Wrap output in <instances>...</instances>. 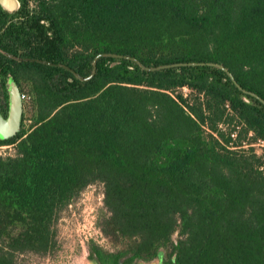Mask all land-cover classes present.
I'll return each mask as SVG.
<instances>
[{
  "label": "trees",
  "instance_id": "1",
  "mask_svg": "<svg viewBox=\"0 0 264 264\" xmlns=\"http://www.w3.org/2000/svg\"><path fill=\"white\" fill-rule=\"evenodd\" d=\"M21 3L0 7V111L11 76L30 122L0 139V264L54 256L92 184L132 258L171 243V264H264V104L214 66L139 64L220 63L264 99V0Z\"/></svg>",
  "mask_w": 264,
  "mask_h": 264
},
{
  "label": "rangeland",
  "instance_id": "2",
  "mask_svg": "<svg viewBox=\"0 0 264 264\" xmlns=\"http://www.w3.org/2000/svg\"><path fill=\"white\" fill-rule=\"evenodd\" d=\"M190 96L189 88L178 90ZM23 121V120H22ZM24 126L29 125V120L23 121ZM243 149V148H239ZM258 150V149H257ZM12 145L0 146V154L7 155L13 153ZM102 199V184H92L82 191L79 200L75 199L71 207H65L59 213L56 222L57 239L60 250L52 257H36L25 254L17 257L18 264H80L78 263L81 249L77 245L78 236L91 237L88 243H94L104 250L111 249V243L100 230V220L106 215ZM87 244L85 245V247ZM87 264H98L97 261Z\"/></svg>",
  "mask_w": 264,
  "mask_h": 264
},
{
  "label": "water",
  "instance_id": "3",
  "mask_svg": "<svg viewBox=\"0 0 264 264\" xmlns=\"http://www.w3.org/2000/svg\"><path fill=\"white\" fill-rule=\"evenodd\" d=\"M21 5H22L21 0H0L1 9L9 14H15L21 8ZM98 56H100V54L97 55L93 60V71L91 75L95 72L96 59ZM126 58H130V59L137 61V59L133 57H126ZM39 61L43 63L52 64L51 62H48L45 60H39ZM139 64L141 67L148 69V70H159L163 68L176 67V66H181V65L214 66V67H217L223 70L239 90H241L244 93L250 94L251 96L257 98L264 104V99H262L259 95H257L254 92L243 89L241 85L236 81L233 74L228 70V68H226L224 65L220 63L208 62V61L207 62H175V63L158 65L155 67H147V66H144L140 62ZM80 79H84V78L80 77ZM6 91L8 95L6 115H3L2 112L0 111V139L1 140L11 138L20 131L21 123H22V116H23L24 101L21 97V91L19 89L18 84L16 83L14 78L11 76H9L6 80Z\"/></svg>",
  "mask_w": 264,
  "mask_h": 264
},
{
  "label": "flooded vegetation",
  "instance_id": "4",
  "mask_svg": "<svg viewBox=\"0 0 264 264\" xmlns=\"http://www.w3.org/2000/svg\"><path fill=\"white\" fill-rule=\"evenodd\" d=\"M6 111L2 114L6 115ZM99 231H101V229ZM89 238L91 237L78 236L76 244L82 247L78 260L80 264H87L89 262L95 263V261H97L98 264H171L173 262L174 254L172 253L173 245H171V243L160 246L159 251L157 253L154 252L153 255L136 256L132 258L128 251L129 248L126 246L127 243H113L107 237L112 247L106 251L93 242L88 243L90 241ZM86 244L87 246L85 247ZM117 252H119L117 258L114 259L115 253Z\"/></svg>",
  "mask_w": 264,
  "mask_h": 264
},
{
  "label": "built area",
  "instance_id": "5",
  "mask_svg": "<svg viewBox=\"0 0 264 264\" xmlns=\"http://www.w3.org/2000/svg\"><path fill=\"white\" fill-rule=\"evenodd\" d=\"M21 97H22L23 101H25V100L28 98V96H26L25 93H21ZM258 144H259L260 146H263V147H264V142L259 141Z\"/></svg>",
  "mask_w": 264,
  "mask_h": 264
}]
</instances>
